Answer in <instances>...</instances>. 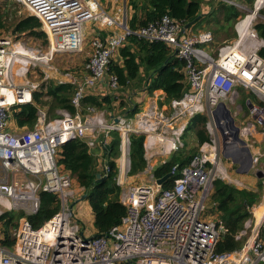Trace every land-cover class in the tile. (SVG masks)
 I'll use <instances>...</instances> for the list:
<instances>
[{
    "label": "built area",
    "instance_id": "2783aa9c",
    "mask_svg": "<svg viewBox=\"0 0 264 264\" xmlns=\"http://www.w3.org/2000/svg\"><path fill=\"white\" fill-rule=\"evenodd\" d=\"M20 1L41 21L52 55L83 50L90 22L98 24L99 30L90 38L83 80L60 81L76 84L71 98L76 112L60 109L59 117L48 118L39 107L33 128L14 131L10 126L11 108L37 106L34 93L38 85L26 80L36 64L31 55L36 52L21 42L11 47V37L0 38V217L12 211L23 213L13 230L15 245L10 248L0 243V264H264V241L258 235L238 250L219 252L218 243L228 229L221 219L206 214L215 174L223 172L221 146L232 154L233 163L259 171L261 152L254 144L258 134L264 135V55L260 53L264 40L251 43L258 38L253 25L258 6L246 9L249 13L235 24L237 40L212 52L207 49L214 42L211 31H188L169 14L132 29L126 7L112 14L99 0ZM132 35L149 42L163 41L184 60L187 92L183 98L170 101V111L158 104L159 97L148 106L138 100L134 106L138 110L131 116H117L92 105L84 111L83 99L88 94L96 95L98 87L108 86L114 91L121 88L118 76L110 72V64ZM18 59L20 62H16ZM241 95L250 112L249 123L243 127L236 126L229 108V103L237 104ZM236 109L235 116L244 107L238 103ZM205 112L210 140L200 145L188 164L172 165L169 173L176 178L172 187L164 188L154 176L151 156L158 152V146L162 152L182 147L187 125L180 126L178 121ZM236 128L240 138L252 141L244 140L246 145H242L234 136ZM112 132L121 137L122 152L115 161L120 170V200L128 211L120 224L91 238L93 234L87 232L74 209V202L81 200L85 189L74 186V177L58 164V153L65 142L75 138L85 140L92 151L104 150L106 144L110 145ZM131 133L145 135V172L149 177L137 183L127 180ZM122 156L126 163H122ZM101 170L105 176L110 173L108 161ZM43 191L57 195L60 209L36 228L29 216L39 211ZM262 227L264 231V215Z\"/></svg>",
    "mask_w": 264,
    "mask_h": 264
},
{
    "label": "trees",
    "instance_id": "16d2710c",
    "mask_svg": "<svg viewBox=\"0 0 264 264\" xmlns=\"http://www.w3.org/2000/svg\"><path fill=\"white\" fill-rule=\"evenodd\" d=\"M253 5L254 0H246ZM264 0H258V4ZM128 6L132 13L129 15V27L132 29L140 28L152 21L158 20L165 14H169L174 19L182 22L184 25L192 23L187 30L191 32L196 29V25L204 18L201 16V0H129ZM225 11V20L230 21L241 15V12L234 5H225L219 8ZM260 12H264L261 10ZM220 20V19H219ZM218 20V22H219ZM0 27H3L0 17ZM42 27L41 21L35 16H26L16 22L13 26V32L21 33L30 31L39 37L46 39V33L39 30ZM260 38L264 40V22H258L255 25ZM106 34V32H105ZM264 55V48L260 51ZM118 58L113 59L110 64V72L119 78L120 86L128 88L135 80L140 78L141 70L145 76V90L152 94L155 90H163L165 98L168 101L183 98L189 88V83L184 72L185 62L174 53V50L163 41L149 42L138 36L132 35L128 43L120 48ZM144 83V84H145ZM76 90V84L60 83L52 84L47 91L37 90L34 97L37 103L18 105L11 108V114L17 128H33L38 119V110L41 105L47 104L42 100L44 95L51 98L48 118H57L58 109H66L75 113L76 109L71 104V98ZM114 95L106 94L97 96L88 94L82 101L84 111L89 105L100 109L112 111L114 109ZM123 107V101L120 103ZM138 108L134 110L126 108L127 115L131 116ZM207 116L205 114L195 115L189 122L186 131L195 133L197 142L201 145L210 140L206 130ZM145 135L130 134V175L140 173L146 169L147 160L145 158L144 147ZM121 137L118 132H112L110 147L104 149L105 157L108 159L110 173L105 177H97L101 172L98 156L90 150L87 142L80 138L71 139L65 142L58 153V164L69 171L75 178L79 186L84 187L87 194V200L94 214V226L96 233H107L113 226L121 223L122 218L127 214L128 208L120 200L122 187L117 182L119 167L116 159L121 156ZM125 150V144H122ZM198 152V147L192 150H179L172 158L154 170V176L161 178L170 172L175 162L181 165L188 164L193 156ZM126 153V150H125ZM126 157L122 156V163H126ZM100 167V168H99ZM176 176L171 177L163 184L164 188L172 187ZM262 187V185H261ZM84 193V194H85ZM261 190H249L238 188L235 185L215 178L213 181V190L209 200L213 204V212L224 222L228 229L221 236L217 250L234 251L242 247V241L236 239V235L244 229L246 220L252 216L250 209L258 204L262 199ZM60 209V202L56 194L45 192L41 193V206L39 211L30 215L29 219L34 227L42 226ZM259 207L255 210L258 213ZM207 212V211H206ZM207 214V213H206ZM259 215V214H258ZM22 212H8L0 217L2 229L0 231V243L12 248L16 239L13 230L17 227ZM217 218V217H216Z\"/></svg>",
    "mask_w": 264,
    "mask_h": 264
},
{
    "label": "rangeland",
    "instance_id": "374dc122",
    "mask_svg": "<svg viewBox=\"0 0 264 264\" xmlns=\"http://www.w3.org/2000/svg\"><path fill=\"white\" fill-rule=\"evenodd\" d=\"M100 1H102L103 4L108 3V1L106 0H100ZM116 3L122 9L123 7H126L129 14L132 13L130 8L128 7L129 0H116ZM201 3L204 5V7L208 6L206 9L208 13H206L204 15V18L200 21V23L196 25V29L194 31H199V29H201L202 31H211L214 34V42L207 46V49L212 52H214L217 47L223 45L224 43H230V42H234L237 40L238 36H237L236 29H235V24L238 22L240 18L245 17L249 13V11H247L246 9L255 10L256 7L258 6V10H257L258 12L256 15V19L253 22L254 28L258 22H264V12L263 13L260 12L261 10H264V4L259 5L257 0H254L253 5H251L246 0H232V2L227 1V0H201ZM222 4L234 5L241 12V15H239L236 18L231 19L230 21H226L225 20L226 12L220 11L219 9L222 6ZM26 16H35V15L32 14L30 9L26 7V5L22 1L20 0H6V1L0 0V17H1V22L3 24V27H0V38L11 37L14 42L10 45L11 47H15L14 45L16 44V42H21L23 46H25L26 48L35 50L36 52L35 55L31 54L32 56H34L35 59L34 58L33 59L35 60L36 64H34L32 68H30L29 73L27 74L26 80L32 83L33 82L37 83L38 85L37 90L40 89L44 92H46L47 88L51 86L52 84H56V83L60 84V81H66V80H69V78L72 80L75 79L76 82L82 81L84 78L85 72H86L84 67L90 56L89 54V51H90L89 45H90V40H91L90 38L94 34V31L99 30L98 24L94 22H90L86 26V29H85L86 40L83 46V50L77 51V52H66V53L57 52L52 55L50 53V43L51 42H50V39L46 31L43 29V27H41L39 30H42L46 33V36H47L46 39H48L47 41L45 40L44 37H39L35 34L30 33V31H25L21 33L13 32L14 24ZM257 36L258 38L251 40L252 44L257 43V41L262 40V38L259 37L258 32H257ZM29 49L27 50L31 53ZM134 83H135V86H134ZM134 83L131 84V86L126 89L120 88L116 91L110 89V94L114 95V97L118 101L116 106H114L116 107V109H113L111 112L117 113V114L122 113V111L119 110L121 108L119 105L120 101L121 102L123 101V104H125L126 107L131 108V106H134V103L136 102L133 103L132 102L133 100L132 101L129 100V98L133 97L132 92L134 90L142 92L145 90V88L143 89V86L145 87L146 85L145 82H144L145 84H142L141 81L139 80L134 81ZM140 84H141L140 88H136ZM138 97L140 98V96ZM42 100L46 101L47 104L41 105L40 108L46 111L47 117H48L49 107L52 106L51 98L44 95L42 97ZM252 100L257 102V99L255 97L252 98ZM238 103L241 104L244 107V109L241 113H238L235 116V112L237 110L236 107ZM237 104L229 103V108L232 112L233 117L235 118L236 126L243 127V126L248 125L249 119H250V112L245 104L243 95L240 96ZM98 109L105 110V109H100V108ZM59 110L60 109L56 110V113H58ZM204 114H206V112ZM107 118L109 119V116H107ZM10 126L13 129V131L19 129L16 127L17 125L15 124V121L13 120L12 116L10 118ZM257 130L259 132L262 131V129L259 126ZM187 133H186L187 134L186 138H189V136L192 138V135L194 132L188 131ZM241 138L245 140L246 142L252 141V138L246 139L244 136H241ZM192 144L196 146L187 145L186 147L187 149L184 148L182 150H186V151L190 149L192 150L193 146L198 147V150H199L200 145L198 143L195 144V141L193 140ZM254 145H255V150L261 152V154L259 155V164L257 165V168H259L258 169L259 171L263 172L264 170V163H263L264 162V135H262L261 133L258 134L257 142ZM229 154H228V157L225 156L223 148L221 146V150L219 151V157L221 159L220 166L222 167L223 172L218 171L215 174V178H222V180H225L228 183L230 181L231 184L235 185L236 187L240 189L246 188L249 190H261L262 192V198H261L262 200L250 209V211L252 212V216L248 220H246L244 229L240 231L239 240L242 241L243 243L242 246L246 245L248 241H252L254 237H256V235H258V237L264 241V231L262 227L264 210L261 216H259L258 213L255 211L257 207H259L264 202V185H263L264 179L263 177L259 178L257 173L254 172L253 170L247 172V168L245 165L233 163V156L232 154H230L231 156ZM95 155L98 156L97 154ZM105 161H108V159L106 157L102 158L100 160L101 164L99 162V166L103 165ZM100 173H101V177H105L102 170ZM119 174H120V170H119ZM129 176L131 178H129V180L127 178V180L129 182H132L131 180L134 177H132L133 175H130V171H129ZM144 178L148 180V176H144ZM135 183H137V181ZM74 186L79 188L78 187L79 184L76 180H75ZM81 196L79 197V199L81 198ZM86 200L87 199H82L79 202H76L74 209H75L76 215L80 219L84 220L87 226V232L90 233L93 230V224H92L93 213H91L89 209H86L85 207H84L85 210L82 211V203L86 206L88 204V201ZM212 210H213V204L211 203L210 200H208L207 212H206L207 216H209L211 219H215L216 217L220 219L217 216L218 214L214 213ZM1 229H2V224H0V231Z\"/></svg>",
    "mask_w": 264,
    "mask_h": 264
},
{
    "label": "crops",
    "instance_id": "0c3cea01",
    "mask_svg": "<svg viewBox=\"0 0 264 264\" xmlns=\"http://www.w3.org/2000/svg\"><path fill=\"white\" fill-rule=\"evenodd\" d=\"M100 1V0H99ZM106 1H108V3H106V4H103V2L102 1H100V3H101V6L104 8V9H106L108 12H110V13H112V14H114V13H116V12H118L120 9H122V8H120V6H118L117 5V3H116V0H106ZM109 4V5H108ZM129 7V6H128ZM207 7L208 6H205L204 7V5L202 4V9H201V16H202V14H203V16L202 17H204V15L206 14V13H208V11L206 10L207 9ZM124 8V7H123ZM129 13V12H128ZM130 15V14H129ZM109 30V29H108ZM199 31H201V29H199ZM105 32L106 31H102V33L103 34H105ZM107 33V32H106ZM89 49H90V45H89ZM119 54V53H118ZM117 54V56H115V58L114 59H116L117 60V58H118V55ZM147 77L145 76V73H144V71L143 70H141V76H140V78H138L137 80H135V81H141V83L142 84H144V82H145V80L144 79H146ZM134 83V82H133ZM134 86H135V83H134ZM140 86H141V84L140 85H138L136 88H140ZM121 88H123V87H121ZM129 88V87H128ZM145 87L143 86V89H144ZM155 92L158 94V96H156L155 95ZM155 92H153L152 94H149V93H147L146 92V90H144V91H142V92H140V91H136V90H134L133 92H132V94H133V97L132 98H129V100H133L132 102L134 103V102H137L138 100H139V103L141 104L142 103V105L143 106H148V104H149V102L151 101V100H154V98L156 97H159L160 98V100H158V104L160 105V106H165V108L167 109V110H169L170 111V108H171V106H170V101H168L166 98H165V93L163 92V90H161V89H159V90H157V91H155ZM106 94H110V88L108 87V86H103V87H101V88H97V93H96V95L97 96H102V95H106ZM138 96H140V98L138 97ZM136 100V101H135ZM142 100V101H141ZM117 100L116 99H114V102H113V106H116V104H117ZM120 103H121V101L119 102V105H120ZM135 104L136 103H134V106H135ZM134 106H131V109H135L134 108ZM121 107V106H120ZM126 105L125 106H123V107H121L119 110L120 111H122V113L121 114H117V113H113V112H111V111H108V110H106L107 112H111V113H113L114 115H120V116H126L127 115V113L125 112L126 111ZM114 109H116V107H114ZM124 110V111H123ZM129 116V115H128ZM192 118H189V117H183V118H181L178 122H179V125L180 126H182V125H187V127H188V124H189V122H190V120H191ZM187 127H186V129H187ZM188 131H185L184 133H183V135H182V137H181V139H182V142H183V146L181 147H179L177 150H174V151H172V152H162V150H161V146H158L157 148H158V152H155V154H154V156H151V162L153 163V165L155 166V168H157L158 166H160V165H162V164H164L165 162H167V161H169L171 158H172V156L176 153V152H178L179 150H182V149H184V148H186L187 147V145L188 146H191V145H194V144H192L193 143V140L195 141V144L196 143H198L197 142V138H196V135H195V133H193V135H192V138L189 136V138H186V135L188 134L187 133ZM187 133V134H186ZM123 144H125V143H123ZM194 146H196V145H194ZM193 146V147H194ZM187 149V148H186ZM120 150H121V145H120ZM122 152V151H121ZM94 153L95 154H97L98 155V157H99V162H100V160L102 159V158H104L105 157V154H104V150H101L100 148H98V149H96L95 151H94ZM264 163V162H263ZM100 164H101V162H100ZM100 167H101V165H100ZM248 172V171H247ZM258 173V172H257ZM143 175V176H142ZM137 176V177H136ZM144 176H148L149 177V175L145 172V170L144 171H142V172H140V173H137V174H134L132 177H134L131 181L132 182H130V183H135L136 181L137 182H142V181H144V180H147L146 178H144ZM264 177V176H263ZM129 178H131L130 176H129V173H128V180H129ZM139 178V179H138ZM136 179H138V180H136ZM222 179V178H221ZM229 179V178H228ZM129 182V181H128ZM229 183H231L230 181H229ZM82 200V199H81ZM86 201H88V200H86ZM264 203V202H263ZM262 203V204H263ZM261 204V205H262ZM84 207L86 208V209H89V211L91 212V213H93V211H92V208H91V206H90V204H89V201H88V204H87V206L86 205H84L83 203H82V211H84L85 209H84ZM83 222H84V220H83ZM85 223V222H84ZM92 224H93V230H92V232H90L91 234H95L96 233V229H95V226H94V214H93V221H92Z\"/></svg>",
    "mask_w": 264,
    "mask_h": 264
},
{
    "label": "water",
    "instance_id": "95a60500",
    "mask_svg": "<svg viewBox=\"0 0 264 264\" xmlns=\"http://www.w3.org/2000/svg\"><path fill=\"white\" fill-rule=\"evenodd\" d=\"M191 24H192V23L186 24L185 27L188 28ZM231 121H233L232 118H231ZM234 136H235V138H236L237 140H239V141L241 142V144H243V145L246 144V142H245L243 139H241L240 136H239V128H236V131H235V135H234ZM109 147H110V145H109V144H106V148H109ZM224 154H225V156L228 157L227 152L224 151ZM249 154H251L250 151H249ZM247 171H249V169H247ZM257 175H258L259 178H262V177L264 176V173H263L262 171H258ZM171 176H172L171 173H167V174L164 175L163 177L158 178V179H157V183L160 184V185H163L166 181H168V180L171 178ZM97 177L100 178V177H101V173H98V174H97ZM81 199H87V194H86V193L83 194L82 197H81ZM75 203H76V202H74V204H75ZM74 204H73V205H74ZM73 205H72V206H73ZM100 235H103V234L95 233V234H93V235L90 236V237H91V238H92V237H98V236H100Z\"/></svg>",
    "mask_w": 264,
    "mask_h": 264
},
{
    "label": "bare ground",
    "instance_id": "6f19581e",
    "mask_svg": "<svg viewBox=\"0 0 264 264\" xmlns=\"http://www.w3.org/2000/svg\"><path fill=\"white\" fill-rule=\"evenodd\" d=\"M16 62H20V60L18 59ZM123 143H125V150H126V142H123ZM122 149H123V146H122ZM263 210H264V203L262 204V205H260L259 206V209H258V214H259V216H261L262 214H263ZM261 218V217H260ZM259 218V219H260Z\"/></svg>",
    "mask_w": 264,
    "mask_h": 264
}]
</instances>
